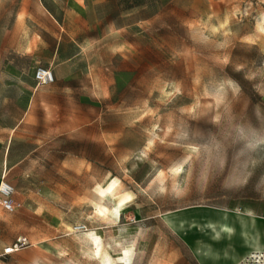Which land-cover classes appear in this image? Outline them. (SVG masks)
Returning <instances> with one entry per match:
<instances>
[{
  "label": "rangeland",
  "instance_id": "rangeland-1",
  "mask_svg": "<svg viewBox=\"0 0 264 264\" xmlns=\"http://www.w3.org/2000/svg\"><path fill=\"white\" fill-rule=\"evenodd\" d=\"M26 110L0 264H199L223 214L264 239V0H0V158Z\"/></svg>",
  "mask_w": 264,
  "mask_h": 264
},
{
  "label": "crops",
  "instance_id": "crops-1",
  "mask_svg": "<svg viewBox=\"0 0 264 264\" xmlns=\"http://www.w3.org/2000/svg\"><path fill=\"white\" fill-rule=\"evenodd\" d=\"M26 114H27V110L24 111V113L20 115L18 121L13 126L10 127L11 133L8 137L7 143L4 145L2 156L0 158V175H1L2 170L7 169V162L9 158V147H10L12 133L23 121ZM24 158L25 156L20 157L16 161V164L23 161ZM208 210L211 211L212 209H208ZM212 214L214 213H210V212L205 213V215H207L208 218H212L213 216ZM256 218L258 219L257 216ZM258 221L261 224L259 219ZM193 227H194L193 234H196L199 237L198 239H195L196 241L194 243H197V244L199 243V245L193 248V253H194L193 255L199 264H225L228 258L226 253L232 254L230 257V261L228 263L234 264L235 262H238L236 261L237 254L234 252H231L230 249L236 252L238 251L239 256L241 255L240 253L245 251V247L241 244V241H240V239L241 240L243 239L242 236L240 237V239L237 235H232V234L223 235V236L220 235V236H217V238L216 237L214 238L212 237L211 234H209V232H206V230H203V228H200L198 223L195 224ZM195 227H199V229ZM11 243H9L7 246H9ZM217 256H219L220 258H217Z\"/></svg>",
  "mask_w": 264,
  "mask_h": 264
},
{
  "label": "bare ground",
  "instance_id": "bare-ground-1",
  "mask_svg": "<svg viewBox=\"0 0 264 264\" xmlns=\"http://www.w3.org/2000/svg\"><path fill=\"white\" fill-rule=\"evenodd\" d=\"M2 183H4L2 181ZM114 181L108 183L104 188H101V194L110 193L113 189ZM212 237L220 235L233 234L235 231H240L245 244L248 246L244 257L254 258V261L264 262V243L263 237L260 236V231L253 226V221L249 222L244 217H238L235 221L227 215H221L215 220L207 221Z\"/></svg>",
  "mask_w": 264,
  "mask_h": 264
},
{
  "label": "built area",
  "instance_id": "built-area-1",
  "mask_svg": "<svg viewBox=\"0 0 264 264\" xmlns=\"http://www.w3.org/2000/svg\"><path fill=\"white\" fill-rule=\"evenodd\" d=\"M35 79L38 83L47 84L53 81V74L48 69L38 68L35 71ZM12 191L13 187L10 184L7 182H0V205L7 211H12L14 209L13 201L10 197ZM27 244L28 240L25 236H18L9 246L3 249V253L11 254Z\"/></svg>",
  "mask_w": 264,
  "mask_h": 264
}]
</instances>
